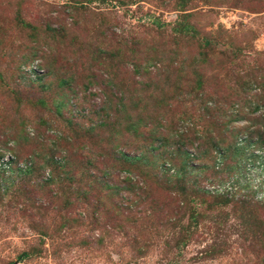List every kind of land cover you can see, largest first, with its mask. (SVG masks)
Wrapping results in <instances>:
<instances>
[{"label":"rangeland","instance_id":"1","mask_svg":"<svg viewBox=\"0 0 264 264\" xmlns=\"http://www.w3.org/2000/svg\"><path fill=\"white\" fill-rule=\"evenodd\" d=\"M0 264H264V0H0Z\"/></svg>","mask_w":264,"mask_h":264},{"label":"trees","instance_id":"2","mask_svg":"<svg viewBox=\"0 0 264 264\" xmlns=\"http://www.w3.org/2000/svg\"><path fill=\"white\" fill-rule=\"evenodd\" d=\"M41 77L42 76H40V78H38L37 80H40L41 79ZM137 153H140L139 151H137ZM181 153H183V155L184 156H187V154H186V152L185 151H181ZM120 157H123V160H129V161H139L140 159H141V157L138 155V156H135V155H133V156H127V155H124V154H122V155H119ZM144 156V155H143ZM199 159V158H198ZM120 160L122 161V158H120ZM200 160V159H199ZM120 162V161H119ZM59 169H66L67 168V162H65V161H63V159H60V162H59V165L57 166ZM181 169V168H180ZM180 169H178V170H174L173 169V171L171 172V175H168V177L169 178H174V179H177V178H179V176L184 172H182L181 173V171L182 170H180ZM183 169V168H182ZM64 175H65V173H64ZM63 175V176H64ZM53 176V171L51 170V171H49L48 172V174H47V179L48 180H51V177ZM199 186V185H198ZM183 187H181L180 188V191L183 193V194H185L187 191L185 190V191H182L183 189H182ZM198 189V191L201 189L200 187H198L197 188Z\"/></svg>","mask_w":264,"mask_h":264}]
</instances>
